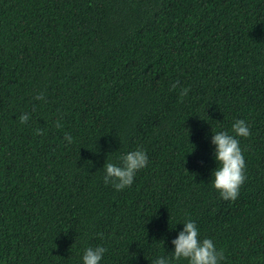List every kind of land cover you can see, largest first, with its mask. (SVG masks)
Wrapping results in <instances>:
<instances>
[{
	"label": "trees",
	"instance_id": "16d2710c",
	"mask_svg": "<svg viewBox=\"0 0 264 264\" xmlns=\"http://www.w3.org/2000/svg\"><path fill=\"white\" fill-rule=\"evenodd\" d=\"M236 119L246 179L225 201L211 136ZM137 147L133 184L106 185ZM186 219L221 264H264V0H0V264L97 245L150 264Z\"/></svg>",
	"mask_w": 264,
	"mask_h": 264
},
{
	"label": "clouds",
	"instance_id": "9594fccd",
	"mask_svg": "<svg viewBox=\"0 0 264 264\" xmlns=\"http://www.w3.org/2000/svg\"><path fill=\"white\" fill-rule=\"evenodd\" d=\"M186 94L187 89H183L181 95ZM41 98V95L37 96V99ZM18 119L21 124H26L29 114L22 113ZM59 126L57 123V127ZM250 134V125L243 119L232 122L231 134L223 130L212 132V155L217 166L211 172L210 183L225 201L237 199L239 189L246 179L245 158L238 138H247ZM64 140L71 144L73 137L65 133ZM148 163L147 152L142 147L118 156L115 162L106 159L102 169L103 182L116 191H121L133 184L136 174ZM178 224H182L183 228L171 240L172 252L156 255L150 264H221L224 259L222 252L216 248L211 238L201 235L193 220L186 219ZM106 252L107 248L102 245L87 246L80 256L81 264H102Z\"/></svg>",
	"mask_w": 264,
	"mask_h": 264
}]
</instances>
